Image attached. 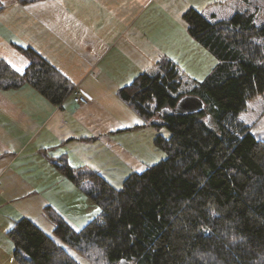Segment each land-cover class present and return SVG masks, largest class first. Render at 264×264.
I'll return each mask as SVG.
<instances>
[{
    "label": "trees",
    "instance_id": "16d2710c",
    "mask_svg": "<svg viewBox=\"0 0 264 264\" xmlns=\"http://www.w3.org/2000/svg\"><path fill=\"white\" fill-rule=\"evenodd\" d=\"M262 2L217 22L194 9L184 14L189 34L217 59L212 72L198 81L164 57L117 91L146 120L170 129L154 139L165 156L119 187L54 158L74 182L91 181L84 193L100 216L76 231L48 208L52 236L29 218L16 220L7 235L18 264H80L68 249L89 264H264V139L240 118L264 94ZM21 50L29 65L17 72L0 60V89L28 82L62 102L72 89L67 79L32 49ZM188 94L202 98L204 109L159 113Z\"/></svg>",
    "mask_w": 264,
    "mask_h": 264
},
{
    "label": "crops",
    "instance_id": "0c3cea01",
    "mask_svg": "<svg viewBox=\"0 0 264 264\" xmlns=\"http://www.w3.org/2000/svg\"><path fill=\"white\" fill-rule=\"evenodd\" d=\"M0 3V60L22 72L29 59L21 49L30 48L90 96L77 104L69 92L54 104L28 82L0 89V264H18L7 232L22 217L51 236L55 226L48 208L76 231L98 217L91 216L96 203L55 166L54 158H65L76 171L93 169L114 185L106 177L128 173L124 181L152 165L154 152L161 155L154 142L161 132L157 124H149L117 91L164 57L178 62L181 47L185 53L196 50L180 22L189 9L217 22L223 20L221 10L234 4L248 10L263 5L262 0Z\"/></svg>",
    "mask_w": 264,
    "mask_h": 264
},
{
    "label": "rangeland",
    "instance_id": "374dc122",
    "mask_svg": "<svg viewBox=\"0 0 264 264\" xmlns=\"http://www.w3.org/2000/svg\"><path fill=\"white\" fill-rule=\"evenodd\" d=\"M246 10V8L241 5V4H234V6H231V9L228 10H221L223 20H229L236 12H241ZM158 20V18H157ZM150 22L154 23L156 22V19L150 18ZM182 28L183 30L187 33V23L185 19L183 18L181 21ZM179 22H177L178 26ZM157 25L159 26L158 22ZM178 28V27H177ZM192 40H194L192 37H190ZM196 44V50H192V47L189 49H186L185 53V48L181 47L183 50V57L179 59L178 63L185 71L187 74H189L191 77L198 81H202L205 79L214 69L217 59L212 56L211 52L207 51L198 40H194ZM177 51H175L176 54ZM72 88H81L79 85H75ZM71 91V90H70ZM245 113V115H244ZM241 120H243L246 125L247 121L251 122L252 125L249 126L251 133L258 139H264V94H261L257 96L256 98H253L248 102L247 109L240 114ZM150 120H147L149 123ZM155 129L161 130V132L158 135H161L163 137H167L169 135L170 129L165 125L157 124L155 125ZM165 130V131H164ZM156 145V144H155ZM156 147V146H155ZM157 151L161 153L159 157L157 156L156 152H154L153 155H150L149 161L151 164H155L156 162L160 161L164 156V152L156 147ZM149 158V156H146ZM148 160V159H147ZM143 172V171H142ZM117 174V173H115ZM128 173H125V175H120L119 173L117 174L119 177H114L112 174L110 175L111 177H106L111 181L115 186H121L123 183V179L127 176ZM91 184V181L89 179L82 180L79 183L80 189L84 190L85 188H88ZM75 194V193H72ZM63 196V194H62ZM72 197V196H70ZM73 198V197H72ZM61 199V198H60ZM70 199L69 197H63L62 200L67 201ZM95 209L97 210V213H92L91 216H100V208L95 204L94 205ZM95 214V215H94ZM31 220V219H30ZM10 248V245H8ZM12 251V250H11ZM69 253L80 263V264H89L87 260H85L83 257L75 253L73 250L68 249ZM13 253V252H12ZM10 260V259H9ZM13 261L17 262V260L14 258ZM18 263V262H17Z\"/></svg>",
    "mask_w": 264,
    "mask_h": 264
},
{
    "label": "water",
    "instance_id": "95a60500",
    "mask_svg": "<svg viewBox=\"0 0 264 264\" xmlns=\"http://www.w3.org/2000/svg\"><path fill=\"white\" fill-rule=\"evenodd\" d=\"M205 107L204 101L198 95L188 94L182 96L174 107H163L159 110V113H171V114H185V113H194L203 110ZM158 123L156 118L149 121V124ZM163 124L162 122H159ZM116 264H132L131 261L121 258Z\"/></svg>",
    "mask_w": 264,
    "mask_h": 264
},
{
    "label": "built area",
    "instance_id": "2783aa9c",
    "mask_svg": "<svg viewBox=\"0 0 264 264\" xmlns=\"http://www.w3.org/2000/svg\"><path fill=\"white\" fill-rule=\"evenodd\" d=\"M69 95L77 104H85L89 101L90 98V96L81 88H72Z\"/></svg>",
    "mask_w": 264,
    "mask_h": 264
}]
</instances>
